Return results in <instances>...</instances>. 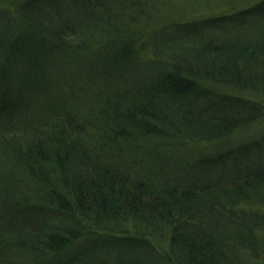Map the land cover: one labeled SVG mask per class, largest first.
<instances>
[{"label":"trees","instance_id":"obj_1","mask_svg":"<svg viewBox=\"0 0 264 264\" xmlns=\"http://www.w3.org/2000/svg\"><path fill=\"white\" fill-rule=\"evenodd\" d=\"M36 1L0 28V264H71L81 242L80 264L264 260V138L202 157L195 176L171 161L142 172L124 145L222 140L264 120V0L236 10L238 33L185 21L139 60L128 28L149 0ZM101 232L113 241L88 243Z\"/></svg>","mask_w":264,"mask_h":264},{"label":"rangeland","instance_id":"obj_2","mask_svg":"<svg viewBox=\"0 0 264 264\" xmlns=\"http://www.w3.org/2000/svg\"><path fill=\"white\" fill-rule=\"evenodd\" d=\"M32 1L33 0H18V2L13 3L12 5H1L0 28L5 26V24L12 26L20 21L23 18L21 12L24 11L25 7L30 6ZM45 1L46 0L41 2L38 0L36 1L44 6L39 13L44 11L46 5ZM71 1L72 0H67V3H71ZM257 1L259 0H149L144 4H141L142 9L139 12H137L138 6L132 10V12H134L133 15L137 16L135 23L128 28V30L133 31L136 37V39H132L135 40L134 43L132 42V49L138 60L139 58L144 59L153 56L152 48L150 46L152 35L155 37L156 32L158 31H161L166 35L176 34L178 30H181L180 27H182L183 22L189 20H198L200 28L205 31L204 33L231 36L238 33V27L242 26L239 23V18H237L236 10ZM79 5V1L76 0H73V3H71L72 8H77ZM213 14L218 15L219 17L224 14L226 17H224V19H219L216 22H212L209 17H212ZM58 68L59 67H55L57 71ZM45 69L48 72V77L56 72L51 66H47ZM20 73L21 72H19V74ZM47 88L50 89L51 86L47 85ZM79 88L80 87H78V89ZM212 89L215 92H217V90H223L218 86L212 87ZM224 90L226 93L233 92L231 88L227 87ZM55 91L58 95L62 92L59 87H57ZM66 94L67 93L65 92V95ZM263 99L264 98L257 95V100H261L260 102H262ZM44 102L45 101L43 100V103ZM46 116L47 112H45L40 119L44 121ZM261 138H264V120L249 125L246 129L237 131L230 137L222 140L210 142L204 141L201 143H192L185 140L180 142L177 146L158 143L151 144L150 142H131L124 145L128 152L135 157L133 158V162H137L138 166H140V171L142 172H147V167L153 168L155 165H158L160 161H162V163H169L171 161L170 164L173 175L179 176L180 174L190 172L195 176V168L197 167L196 163L202 157L221 154L222 150L227 151L238 149L248 142H253L254 140ZM139 147L142 148L140 149ZM257 210L264 212V204L263 206L257 204ZM121 227L122 230L129 228V226L123 225ZM89 236L91 241L88 243L96 242L97 247L106 245V243L110 244L113 241L112 236L106 232L98 233L96 240H92L94 235ZM166 247V245L161 243V249L166 250ZM88 251L87 244L81 242L71 247V250H68L61 259H64L65 261L69 260V258L72 259L76 253H78V258L70 263H84L89 259ZM95 254L98 259L112 257L106 252ZM236 254L237 257L235 258L238 259V262L241 264H264V260L250 258L248 257V254L243 251L238 250ZM156 257L155 261H151L153 264L166 263V260L161 258V255H157Z\"/></svg>","mask_w":264,"mask_h":264}]
</instances>
